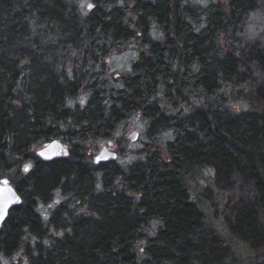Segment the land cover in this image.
Returning a JSON list of instances; mask_svg holds the SVG:
<instances>
[{
	"label": "trees",
	"instance_id": "trees-1",
	"mask_svg": "<svg viewBox=\"0 0 264 264\" xmlns=\"http://www.w3.org/2000/svg\"><path fill=\"white\" fill-rule=\"evenodd\" d=\"M82 1L0 0V180L22 199L0 264H240L234 248L264 264V40L248 41L264 0ZM125 51L132 69L109 71ZM135 118L168 132L165 150L94 164L93 142ZM57 139L71 156L41 161Z\"/></svg>",
	"mask_w": 264,
	"mask_h": 264
},
{
	"label": "rangeland",
	"instance_id": "rangeland-1",
	"mask_svg": "<svg viewBox=\"0 0 264 264\" xmlns=\"http://www.w3.org/2000/svg\"><path fill=\"white\" fill-rule=\"evenodd\" d=\"M225 0H199L201 6L208 7L210 5L217 4L218 2L223 3ZM82 4L84 6V14H87L86 6L88 1L83 0ZM254 40H264V15L258 14L256 18L253 20V23L250 26L248 32V41ZM137 53L134 51H125L123 53L115 54L112 56L107 62V68L109 71L113 73H128L133 67V63L137 60ZM89 98L88 93L81 92L76 99L67 103V106H73L77 108H82L84 104L87 102ZM83 101V103H81ZM246 106V105H245ZM247 109V107H245ZM239 109V108H237ZM133 132L138 133V138L136 141H131V135ZM172 137L168 134V132H162L160 128L152 129L149 128L144 122H142L139 118H135L134 120H129L127 122L122 123L113 136L112 139H105L97 142H93L91 145L92 150V161L94 164L101 165L109 162H95V157L99 155L101 150L107 147L110 151L116 152L118 154V158L115 162L118 167L127 169L130 166H133L139 162L145 163L149 155H154L155 151L158 150L159 146L163 147L162 150H165V142L167 143ZM66 145V144H65ZM44 146L40 147L42 149ZM70 147V146H69ZM37 150V149H36ZM123 150V152H122ZM38 151V150H37ZM30 166L31 163L26 164ZM112 167V166H111ZM24 169V168H23ZM24 172V171H23ZM25 173V172H24ZM207 175V171L204 176ZM199 189H207L210 184H208L205 180L199 179ZM196 188V183H192L191 192L195 195V192L199 190ZM64 200V197L60 191L56 192L55 195L51 196V199L48 203H40L38 205V212L46 218L49 216L51 212L56 209L57 205ZM208 208H205L206 214H208V210L210 212H214L218 218H214V221L218 223L220 217V208H216L213 210V204H207ZM158 226V223H153V227ZM155 229H150L149 234L152 236L155 234ZM242 247V246H241ZM243 248V247H242ZM240 249V248H239ZM234 252H236L237 256L239 255L241 258L240 264H251L252 262L249 260L248 254L244 250L236 251L234 248ZM15 260H19V257H16ZM2 262L4 264H9L10 260L2 258ZM25 264V263H24Z\"/></svg>",
	"mask_w": 264,
	"mask_h": 264
},
{
	"label": "water",
	"instance_id": "water-1",
	"mask_svg": "<svg viewBox=\"0 0 264 264\" xmlns=\"http://www.w3.org/2000/svg\"><path fill=\"white\" fill-rule=\"evenodd\" d=\"M137 138H138V133L137 132H133L132 135H131V138H130L131 141L134 142V141H136ZM40 152H45L46 156H40L39 155ZM65 152L67 153V155H65ZM101 153H104V155L107 157L106 159L102 160L101 162L115 161L118 158L117 153L113 152V151H110L107 147L103 148L98 156H100ZM37 155L43 162H51V161L59 159V158L67 157L68 156V150L66 149L65 144L61 143L60 141L54 140L52 142L47 143L42 149L38 150ZM96 157H95V162H96ZM4 180H8V179H2L0 181V188L3 187L2 181H4ZM8 186L13 189V191L16 193V195H18V193L16 192L14 187L10 184V182H9ZM21 202H22V200H21ZM21 202L11 205L10 206V210L13 207H15V206L20 205ZM10 210H9V212H10ZM7 218L8 217H6V219ZM5 221L4 222H0V229L2 228L3 224L5 223Z\"/></svg>",
	"mask_w": 264,
	"mask_h": 264
},
{
	"label": "snow or ice",
	"instance_id": "snow-or-ice-1",
	"mask_svg": "<svg viewBox=\"0 0 264 264\" xmlns=\"http://www.w3.org/2000/svg\"><path fill=\"white\" fill-rule=\"evenodd\" d=\"M81 6L83 7L84 5L82 4ZM87 8L89 10H92L94 8V5L91 3H88ZM81 103H83V101H81ZM39 155L46 156V153L40 152ZM65 155H67L66 152H65ZM106 158L107 157L104 155V153H101L100 156L96 157V162L100 163L102 160ZM29 170H30V166L28 165H26L23 169V171L26 173L29 172ZM2 184H3V187L0 188V222H4L6 220V217H8L11 205L21 202V198L18 195H16V193L13 191L11 187L8 186L9 185L8 180L2 181Z\"/></svg>",
	"mask_w": 264,
	"mask_h": 264
},
{
	"label": "bare ground",
	"instance_id": "bare-ground-1",
	"mask_svg": "<svg viewBox=\"0 0 264 264\" xmlns=\"http://www.w3.org/2000/svg\"><path fill=\"white\" fill-rule=\"evenodd\" d=\"M57 141H60L61 143L65 144L63 141L61 140H58ZM66 146V149L68 150V156L67 157H64V158H59V159H56V160H53V161H58V160H64V159H68L70 156H71V148L69 147V145H65ZM38 152V151H37ZM38 156V155H37ZM40 159V158H39ZM41 160V159H40ZM42 161V160H41ZM70 185H74V182H71Z\"/></svg>",
	"mask_w": 264,
	"mask_h": 264
}]
</instances>
